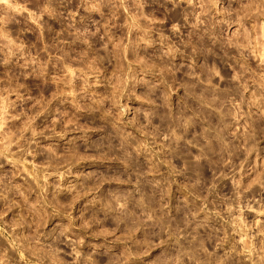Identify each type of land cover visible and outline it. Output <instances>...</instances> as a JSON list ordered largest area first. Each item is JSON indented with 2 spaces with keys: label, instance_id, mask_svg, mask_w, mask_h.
Wrapping results in <instances>:
<instances>
[{
  "label": "rangeland",
  "instance_id": "374dc122",
  "mask_svg": "<svg viewBox=\"0 0 264 264\" xmlns=\"http://www.w3.org/2000/svg\"><path fill=\"white\" fill-rule=\"evenodd\" d=\"M107 263L264 264V0H0V264Z\"/></svg>",
  "mask_w": 264,
  "mask_h": 264
},
{
  "label": "bare ground",
  "instance_id": "6f19581e",
  "mask_svg": "<svg viewBox=\"0 0 264 264\" xmlns=\"http://www.w3.org/2000/svg\"><path fill=\"white\" fill-rule=\"evenodd\" d=\"M126 220V219H125ZM124 222H126V221H124ZM31 252V251H30ZM32 252H33V250H32ZM137 255V254H136ZM134 257H135V255H134ZM169 257V256H168ZM137 258V257H136ZM135 259V258H134ZM107 262V261H106ZM117 262V261H116ZM113 263V262H112ZM111 263V264H112ZM108 264V263H107ZM115 264V263H114ZM117 264H119V263H117Z\"/></svg>",
  "mask_w": 264,
  "mask_h": 264
}]
</instances>
